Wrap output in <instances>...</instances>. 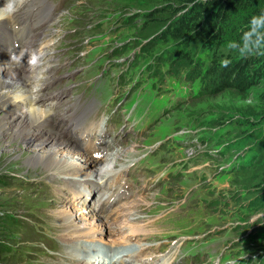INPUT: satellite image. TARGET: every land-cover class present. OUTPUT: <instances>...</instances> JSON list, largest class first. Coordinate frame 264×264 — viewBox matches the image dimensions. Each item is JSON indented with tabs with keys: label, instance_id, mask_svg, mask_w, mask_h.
Segmentation results:
<instances>
[{
	"label": "rangeland",
	"instance_id": "rangeland-1",
	"mask_svg": "<svg viewBox=\"0 0 264 264\" xmlns=\"http://www.w3.org/2000/svg\"><path fill=\"white\" fill-rule=\"evenodd\" d=\"M161 1L45 0L34 8L35 16L46 18L37 33L53 39L48 61L42 64L52 62L54 69L40 92L45 94L43 107L55 112L54 127L93 156L94 164L101 162L100 149L134 152L123 161L130 169L112 178L111 187L103 191L109 199L100 206V187L87 193L86 203L67 194L89 180L99 185L97 174L90 177L87 170H79L50 197L39 180L26 178V164L19 161L21 151L33 154V142L17 146L19 152L8 158L0 156V243L6 248L0 264L69 263L64 256L57 258L54 211L44 208L47 199L51 206L72 209L79 225L92 219L78 221L77 210L92 207L95 200L96 213L114 215L115 224L122 222L123 213L138 210L139 220H128L122 229L112 225L113 232L102 238L96 233L98 250H114L112 240L119 241L132 227L150 233L141 239L134 235L131 243L147 244L134 257L147 258L146 264L157 259L165 264H264V80L244 94H202L206 90L199 80L184 78L189 68L171 71L169 61L157 67L155 58L177 49L171 41H159L144 52L160 32L145 14L163 6ZM187 51L198 65L209 64L210 55L198 41ZM2 54L0 49V58ZM157 68L162 77L152 76ZM75 114L92 116L107 131L97 137L91 153L71 135ZM16 145L7 140L0 143V151ZM10 162L18 163L17 171L8 172ZM30 184V191L16 194ZM167 211L173 214L164 217ZM106 223L113 221L108 217Z\"/></svg>",
	"mask_w": 264,
	"mask_h": 264
},
{
	"label": "bare ground",
	"instance_id": "bare-ground-1",
	"mask_svg": "<svg viewBox=\"0 0 264 264\" xmlns=\"http://www.w3.org/2000/svg\"><path fill=\"white\" fill-rule=\"evenodd\" d=\"M43 1L24 0L21 5L20 0H0V49L3 52L0 58V143L13 140L17 144L16 146L7 147V150H1L0 156L1 158H8L19 152L17 146L33 142V154L24 151L19 153V161L25 163L27 167V179L39 180L45 186L43 191H47V196L53 197L57 192L62 191L65 184L71 182L74 175L79 174V170H87L90 177L95 176V174L99 176L100 184L98 185L96 181L94 183V181L89 180L83 185L75 186L73 191L70 190L67 194H73V198H69L72 201L86 203L87 193L96 190V187H100L97 190L99 191L97 194L103 195L99 197L100 206L102 202L104 203L109 199V196L103 191L111 187L110 181H112V178L117 172H125L130 169L131 164L123 161L124 159H130L134 151L126 152L123 149L120 151L116 149L115 151L105 152L101 150L103 152L100 154L101 162L94 164L93 156H88L75 144L64 139L62 137L64 131L61 128L54 127L52 117L55 112L53 113L43 107L45 94L40 92L54 69L52 62L51 65L42 64L48 61L47 56H50L48 49L53 44V39L50 40L46 36H42L36 30L39 25L46 21L43 16L34 15V8L42 4ZM11 9H15V11H11ZM54 33L55 31H52L51 35ZM45 34L46 32L43 33V35ZM16 47H18V50L14 53ZM51 60L50 58L49 61ZM42 79H45V81ZM19 103L22 105H19ZM54 118L57 119L59 116H54ZM59 122L62 126L61 121ZM75 150L77 152L73 155ZM122 164L126 166L119 167ZM7 168L10 173L17 171L18 163L10 162ZM9 182L12 181L9 179ZM30 187L31 184L29 187H21L16 194H21L23 190L27 193L31 190ZM39 188L41 187L39 186ZM86 189L89 190L85 191ZM82 190L84 192H81ZM32 191L34 192V190ZM57 201H59L58 198ZM94 202L92 207L77 210L80 212L78 221L83 222L92 219L87 224L79 225L77 221H74L75 213H72V209L51 206L52 200H46L44 208L54 211L52 225L55 228V233L51 234L59 243L56 246L57 258L64 256L65 261H69L66 264H128L129 260H136L134 257L147 244L132 245V239L136 234L139 235L138 239L146 238V235L150 234L148 232H137L132 227L127 229L128 231L124 230L119 241L112 240L116 246L114 250L110 249L111 251L98 250V246L95 247L94 244L96 245V233L100 234L99 236L102 238L103 234L110 235L113 232L112 228H109L112 225L121 228L127 226L128 220H139L142 216L138 213V210L131 211L127 215L123 213V220L120 224V221L115 224L116 217L108 213L110 215L108 217L113 223L107 224V214H103V216L97 214L96 211L98 212L99 207H97L96 200ZM50 211H48L46 217L51 216ZM171 213L172 211H167L163 216H169ZM44 221L50 223L46 219ZM108 241L110 240L108 239ZM146 259H138L136 264H146ZM56 261L55 264H65L64 261H58V259ZM82 261H86V263H82ZM155 262L165 264L162 259H157Z\"/></svg>",
	"mask_w": 264,
	"mask_h": 264
},
{
	"label": "trees",
	"instance_id": "trees-1",
	"mask_svg": "<svg viewBox=\"0 0 264 264\" xmlns=\"http://www.w3.org/2000/svg\"><path fill=\"white\" fill-rule=\"evenodd\" d=\"M161 4L163 6L145 14L151 24L160 27V32L144 52L152 51L159 41H171L177 49L169 56L155 58V61H160L156 63L157 67L169 61L171 71L179 67L189 68L184 78L199 80L206 90L202 94H217L225 90L244 94L264 80V51L241 57L228 47L230 42L241 41L253 16L264 13V0H162ZM196 41L210 55V62L205 67L198 65L187 51ZM225 49L227 53L223 51ZM225 60L229 61L227 67L223 66ZM151 73L155 78L162 77L159 68L152 69ZM171 74L179 77L176 72ZM0 253H6L1 243Z\"/></svg>",
	"mask_w": 264,
	"mask_h": 264
},
{
	"label": "clouds",
	"instance_id": "clouds-1",
	"mask_svg": "<svg viewBox=\"0 0 264 264\" xmlns=\"http://www.w3.org/2000/svg\"><path fill=\"white\" fill-rule=\"evenodd\" d=\"M21 5L24 0H20ZM15 11V9H11ZM228 47L236 50L241 57L261 53L264 51V13L253 16L249 21V28L243 33L241 41L230 42ZM229 61H223V66L227 67Z\"/></svg>",
	"mask_w": 264,
	"mask_h": 264
}]
</instances>
